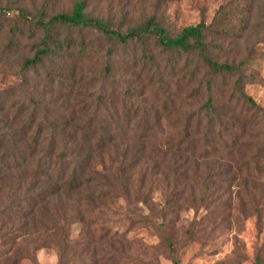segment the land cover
<instances>
[{
	"label": "trees",
	"instance_id": "obj_1",
	"mask_svg": "<svg viewBox=\"0 0 264 264\" xmlns=\"http://www.w3.org/2000/svg\"><path fill=\"white\" fill-rule=\"evenodd\" d=\"M254 10L255 0H229L209 22L174 35L155 15L114 29L89 12L88 0L54 14L21 12L41 35L18 61L21 95L0 91V264H37L36 253L49 248L57 264L125 258L128 234L149 222L139 209L153 205L160 186L154 228L170 252L168 214L177 218L191 203L244 207L259 188L264 197V107L245 91L254 82L252 59H236L239 49L220 44L244 36ZM92 31L104 49L87 42ZM17 46L12 30L2 51ZM219 52L234 57L221 62ZM39 69L41 83L30 77ZM48 84L55 94L47 98ZM179 88L185 108L173 112L169 94ZM163 119L177 122L171 132Z\"/></svg>",
	"mask_w": 264,
	"mask_h": 264
},
{
	"label": "rangeland",
	"instance_id": "obj_2",
	"mask_svg": "<svg viewBox=\"0 0 264 264\" xmlns=\"http://www.w3.org/2000/svg\"><path fill=\"white\" fill-rule=\"evenodd\" d=\"M75 0H0V91L8 90V95L16 98L21 95V71L18 61L30 57V48L38 41L41 33L34 31V25L27 21L21 12L28 16H35L44 10L47 14L58 11H68ZM229 0H88L89 12L107 21L114 29L125 31L126 28L138 24L150 15H155L161 24L172 34L178 33L183 27L195 24L200 19L209 22L214 16L219 5ZM8 8V9H7ZM251 29L244 30V36L235 38L230 42H221L222 46L232 45L239 52L236 59H242L247 54L252 61L250 71L254 72V82L245 85V91L255 101L264 107V0H255ZM238 23V20L231 21ZM256 28H253L254 25ZM91 29V28H88ZM14 35L18 46L10 53L2 50L8 41L10 32ZM240 35V29H234ZM246 33L249 35L246 36ZM94 41L92 46L105 48L102 36L97 31L87 32ZM251 50L252 52H249ZM122 50L119 51V60H124ZM217 60L232 59L234 56L218 53ZM99 58L98 62H102ZM100 65V64H99ZM41 69L37 73H30V77L37 83L45 80ZM36 75V77L34 76ZM39 75V76H38ZM118 77L133 80L136 75L120 72ZM140 79V78H138ZM55 82V81H54ZM43 84H41L40 89ZM49 87V88H48ZM54 84L46 88L50 92L46 97L54 96ZM13 89V90H12ZM11 90L14 94H12ZM37 91V90H36ZM37 92H34V94ZM154 101L156 96L151 88L146 94ZM174 99L173 112H181L185 92L182 88L173 90L169 94ZM204 98L193 101V108L200 105ZM157 107L160 104L155 103ZM177 124L172 119H163L161 127L165 133L172 131V125ZM264 192V191H263ZM259 188L257 196L244 207H230L221 209L216 207L206 208L197 204H185L186 207L179 212L176 218L168 214L171 219L167 225L166 234L171 238L174 251L166 250L160 246L161 240L154 225L161 221V212L158 210L164 195L161 186L152 194V203L148 207L139 209L147 215V220L142 226L134 228L128 237L131 239L125 258H115L110 264H173L172 258H177L180 264H264V197ZM228 193L225 192V196ZM159 204V205H157ZM118 206L123 208L124 203L119 201ZM263 208L261 214L257 209ZM192 231V236L187 237V231ZM37 264H57L58 257L54 249H40L36 253ZM21 264H33L28 260ZM109 264V263H108Z\"/></svg>",
	"mask_w": 264,
	"mask_h": 264
}]
</instances>
